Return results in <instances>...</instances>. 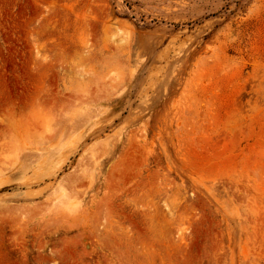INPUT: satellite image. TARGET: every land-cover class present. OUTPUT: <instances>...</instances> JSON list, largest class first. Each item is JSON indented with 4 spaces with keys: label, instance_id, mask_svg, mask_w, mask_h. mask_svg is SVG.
Returning a JSON list of instances; mask_svg holds the SVG:
<instances>
[{
    "label": "rangeland",
    "instance_id": "rangeland-1",
    "mask_svg": "<svg viewBox=\"0 0 264 264\" xmlns=\"http://www.w3.org/2000/svg\"><path fill=\"white\" fill-rule=\"evenodd\" d=\"M0 264H264V0H0Z\"/></svg>",
    "mask_w": 264,
    "mask_h": 264
},
{
    "label": "bare ground",
    "instance_id": "bare-ground-1",
    "mask_svg": "<svg viewBox=\"0 0 264 264\" xmlns=\"http://www.w3.org/2000/svg\"><path fill=\"white\" fill-rule=\"evenodd\" d=\"M90 134V133H89ZM75 180V179H74ZM77 182H78V180H75V182L73 183V184H70L69 185V189H68V191L67 192H69V191H71V190H73L75 187H76V185H77ZM66 191L65 190H63V193H65ZM67 194V193H66ZM69 194V193H68ZM63 196V195H62ZM68 196V195H67Z\"/></svg>",
    "mask_w": 264,
    "mask_h": 264
}]
</instances>
